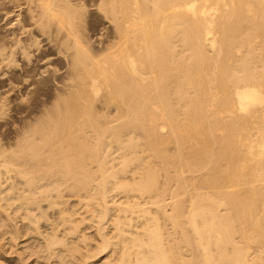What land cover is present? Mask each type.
<instances>
[{"label": "bare ground", "instance_id": "obj_1", "mask_svg": "<svg viewBox=\"0 0 264 264\" xmlns=\"http://www.w3.org/2000/svg\"><path fill=\"white\" fill-rule=\"evenodd\" d=\"M3 7L19 14L10 40L0 37V62L48 46L64 78L48 117L21 132L17 150L0 149L1 246L6 235L33 238L61 264H264V0H0ZM96 21L98 33H86ZM178 189L189 192L186 206ZM164 190L173 198L162 211L196 249L167 243L148 206L165 201ZM87 213L99 215L92 233ZM254 237L263 249H251ZM1 246L0 264L20 262Z\"/></svg>", "mask_w": 264, "mask_h": 264}, {"label": "rangeland", "instance_id": "obj_2", "mask_svg": "<svg viewBox=\"0 0 264 264\" xmlns=\"http://www.w3.org/2000/svg\"><path fill=\"white\" fill-rule=\"evenodd\" d=\"M19 14V12H18V10L17 9H15V8H11V7H3V8H1L0 9V31L1 32H3V34H5V35H3L1 32V34H0V37H3V38H6L7 39V35H9L10 34V32L9 31H11V29L13 30V28H15L14 26L15 25H13V22H15V21H17V19L16 18H18V15ZM20 18V17H19ZM16 19V20H15ZM89 21H91L90 19H89ZM97 21H99V20H97ZM96 21V23L98 24V25H93L92 27H88L87 26V28H88V30H89V32H87L88 30H86V33H90V32H92L91 34L94 36L95 35V33L97 34L98 33V31H99V29L102 27V25H101V23L99 22H97ZM92 22V21H91ZM13 26V27H12ZM96 26V28H94ZM99 27V28H98ZM10 29V30H9ZM95 31H94V30ZM96 29H98V30H96ZM9 30V31H8ZM7 31V32H6ZM94 31V32H93ZM7 33V34H6ZM90 34V35H91ZM91 35V36H92ZM96 38V37H95ZM9 39V38H8ZM7 39V40H8ZM10 40V39H9ZM14 42V41H13ZM44 43H42V44H40V48H42L43 46H44V48H46V45H43ZM44 48H42V49H44ZM37 52V48L34 46V47H32L31 48V51L33 52L34 50ZM49 47L47 46V48L45 49V52H44V54L41 56V54H34L35 53V51L32 53L31 52V55L30 56H27L28 57V59H27V57H25V55H20V54H17V56L15 57V59H14V61H11V62H8V63H10L9 65H7L8 63H6V62H0V149L1 150H17L18 149V147L16 146L18 143H21L22 142V138H23V131H24V133H25V130H26V132L28 131V130H32L33 129V127H36V125H38V123H40L41 121H43V120H45L47 117H48V111H50V109H52V106H53V101L55 102V99L53 100V98H55V93H53V92H56V89L55 88H57L58 86H59V81H62L63 80V78L64 77H62V74H54L53 72L56 70V69H54V68H57V67H60L58 70H61L63 67H64V63L63 64H60V61H58V59L57 60H53V59H51L52 61H50V59H48V58H51V57H53L52 55H54V52H52L53 51V49H49ZM48 50V51H47ZM48 53H47V52ZM47 53V54H46ZM33 54V55H32ZM51 56H49V55ZM20 55V56H19ZM35 55H38V57H36ZM32 56V57H31ZM41 56V57H40ZM19 57H21V58H19ZM25 57V58H24ZM39 59V57H40V60H41V65H40V60H39V63H38V61L35 59ZM44 57V58H43ZM18 58V59H17ZM31 60H30V59ZM45 58H47V59H45ZM24 59H26V62L25 61H23ZM34 61H33V60ZM43 59V60H42ZM17 60L19 61V62H17ZM21 60V61H20ZM48 60V61H47ZM15 61H16V64H15ZM28 61V62H27ZM29 61H30V63H29ZM32 61V62H31ZM44 61H46L47 63H45ZM59 62V64H58V62ZM13 62V63H12ZM23 62V63H22ZM48 62H51V63H48ZM56 62V63H55ZM18 63H19V65H18ZM24 63H26V64H24ZM34 63V64H33ZM36 63H38L37 65H36ZM46 65H45V64ZM62 63V62H61ZM11 64H13V66L15 65L16 67L14 68ZM45 66H44V65ZM55 65V66H53V65ZM3 65V66H2ZM26 67H25V66ZM35 65V66H34ZM50 65H51V67H50ZM58 65V66H57ZM5 66V67H4ZM9 66H11V68L13 67L14 69H11V68H9ZM17 66H18V68H17ZM28 66V67H27ZM36 66H37V68H36ZM40 66H42V67H40ZM49 67V68H51V70H49V68L47 69L46 67ZM21 67V68H20ZM23 67H25L26 69H28V70H26L25 68H23ZM3 68V69H2ZM31 68H34V69H32L31 70ZM39 68H40V70H39ZM45 68V69H44ZM8 69H10V70H8ZM20 71H19V70ZM43 69V70H42ZM14 70H16V72L14 71ZM22 70V71H21ZM26 70V71H25ZM46 70V71H45ZM52 70H54V71H52ZM10 71V72H9ZM12 71H13V73H12ZM19 71V72H18ZM24 71V72H23ZM30 71H33L32 73H30L31 75H34V76H32V77H30L31 75L29 74V72ZM36 71V72H35ZM39 71H40V73H39ZM43 71H44V73L45 74H48V72L47 71H51L52 73H53V75H52V73L50 72L49 73V75H45L44 73H43ZM4 72V73H3ZM16 74H15V73ZM18 72V73H17ZM43 74H42V73ZM9 73H11V74H9ZM20 73V74H19ZM26 73V74H25ZM35 73V74H34ZM38 73H39V75H38ZM9 74V75H8ZM13 74H15L16 76H17V78L19 79L20 78V80L21 79H23L24 78V80L26 79V78H29V79H26L25 80V82H24V80H21V81H19L17 78H16V76L14 75V77H13ZM22 74V75H21ZM25 74V76H23ZM28 74V75H27ZM18 75L20 76V77H18ZM28 77H27V76ZM30 75V76H29ZM36 75V76H35ZM41 75V77L43 76V78H39V76ZM52 75V76H51ZM10 76L12 77V79L10 78ZM23 76V77H22ZM45 76V77H44ZM46 76H48V77H46ZM58 76V77H57ZM59 76H60V78H59ZM22 77V78H21ZM51 77V78H50ZM52 77H54L53 79H55V82H54V85H53V83H51L50 84V82H51V80H52V82H53V79H52ZM57 79H56V78ZM39 78V81L37 80ZM46 80H45V79ZM58 78H59V80H58ZM62 78V79H61ZM14 79H15V81H14ZM17 79V80H16ZM42 79V80H41ZM44 79V80H43ZM7 80V81H6ZM10 80V81H9ZM48 80L50 81V82H48ZM38 81V82H37ZM42 81V82H41ZM58 81V82H57ZM4 82H5V84H4ZM11 82V83H10ZM12 82H14V83H12ZM17 82V83H16ZM20 82V83H19ZM36 83V84H32V83ZM41 82V83H40ZM9 83V85H7ZM29 83H31V86H30V84ZM40 84V85H38V84ZM15 85V86H13V85ZM57 84V85H56ZM23 85V86H22ZM27 87V86H30V87H32L33 85L35 86H33L32 87V89L31 90H33V91H30V88L29 87H25V86ZM38 85V86H37ZM56 85V86H55ZM22 86V87H21ZM55 86V87H54ZM12 87V88H11ZM15 87V88H14ZM48 87H50V88H48ZM35 90H34V89ZM11 89H13L14 91H12ZM48 89V90H47ZM55 89V90H54ZM22 90V91H21ZM25 90V91H24ZM27 90V91H26ZM46 90V91H45ZM35 91V92H34ZM48 91V92H47ZM53 91V92H52ZM26 92H28V93H26ZM47 92V93H46ZM49 92H51V93H49ZM43 93V94H42ZM53 93V94H52ZM11 94V95H10ZM41 95H43V97L41 96ZM48 97H47V96ZM53 95V96H52ZM22 96H25V97H22ZM46 97V99L45 100H43L45 97ZM52 99H51V98ZM8 99V100H6V99ZM18 98H19V100H18ZM21 98V99H20ZM24 98V99H23ZM42 98V99H41ZM17 100V101H14V102H12L13 100ZM22 99L24 100V101H22ZM41 99V100H40ZM51 99V100H50ZM10 100H12V101H10ZM2 101H4L5 103H2ZM19 101V102H18ZM40 101L43 103V105L42 104H40L39 105V103H40ZM45 101V102H44ZM50 101H51V104H49L50 103ZM7 102V103H6ZM10 104H9V103ZM17 102L19 103V105L17 106ZM39 102V103H38ZM7 104V105H6ZM21 104V105H20ZM38 104V105H37ZM45 104V105H44ZM47 104V105H46ZM49 104V105H48ZM6 105V106H5ZM37 105V106H36ZM42 105V106H41ZM52 105V106H51ZM36 106V107H35ZM38 106H40V107H38ZM47 106H48V108H49V110L47 109ZM41 107H43V109L41 108ZM44 107H45V109H44ZM5 108V109H4ZM18 108H19V110H22L21 111V113H20V111L18 110ZM22 108V109H21ZM23 108H26V109H23ZM35 108H39L38 110H36ZM43 110L42 112L44 113V110H45V114H47V115H44L43 113H41L40 111H41V109ZM16 109H17V111H16ZM28 109V110H27ZM31 111H30V110ZM32 109H34V111H32ZM27 110V111H26ZM39 111V112H36V111ZM47 110V111H46ZM25 111V112H24ZM18 112V113H17ZM47 112V113H46ZM27 114V116H25L24 117V114ZM30 113H35V114H30ZM41 113V114H40ZM18 114V115H17ZM25 114V115H26ZM30 115V117H29V115ZM36 114L38 115V118L37 117H35L36 116ZM23 115V116H22ZM35 115V116H34ZM43 115V116H42ZM13 117V119H12V117ZM11 117V118H10ZM22 117V118H21ZM28 117V118H27ZM31 117H32V119H33V117H34V119H33V121L32 120H30L31 119ZM42 119H41V118ZM43 117H44V119H43ZM23 118H24V120H23ZM30 118V119H29ZM36 119H38V120H36ZM11 120V121H10ZM28 120V121H27ZM37 121V122H35V121ZM40 120V121H39ZM19 121V122H18ZM24 121L26 122V123H24ZM30 121V122H29ZM33 123H36V124H33ZM17 123V124H16ZM22 123V124H21ZM24 123V124H23ZM31 123V124H30ZM32 124H33V126H32ZM26 125V126H25ZM35 125V126H34ZM30 129H29V128ZM24 129V130H22V129ZM20 133V135H19V133ZM22 132V133H21ZM5 135V136H4ZM17 135H19L18 137H15V136H17ZM19 138V139H18ZM10 141V142H9ZM4 143H5V145H4ZM9 143V144H8ZM6 144H8V145H6ZM16 144V145H15ZM1 145H2V147H1ZM15 145V146H14ZM6 146H7V148H6ZM14 146V147H13ZM3 148V149H2ZM5 148V149H4ZM17 148V149H16ZM182 192H184V193H182ZM187 194H186V193ZM165 193V194H164ZM170 193H172V190H164V192H163V196H162V198H164L165 199V201H163L162 203H160V204H154V205H148L149 207H151V208H153L152 210L154 211V213H156L158 216H159V218H160V220H161V223H162V227H163V230H164V233L166 232V234H165V236H166V241H167V243L168 244H170L171 246H173L175 243H176V241H177V243L178 244H176L177 245V247H178V249L180 248V249H196L195 247H194V242L193 241H190V244H188L187 243V239H192V238H190V236L188 235V233H187V235L185 234V233H182L180 230H177L176 229V227L174 226V224H173V221L172 220H169V218H168V216L166 215L167 213H165V212H163L162 211V207L164 208V209H168V208H170L171 207V202H172V194H170ZM188 191H186V190H183V189H178V190H176V195H177V198L179 199V200H181V201H183L184 203H183V206H186L187 204H188V198H189V196H187L188 195ZM182 194V195H181ZM184 194V195H183ZM168 195V196H167ZM165 196V197H164ZM179 196H181V198L179 197ZM187 197V198H186ZM234 197L235 196H233V199H234ZM167 198H171V199H167ZM236 198V197H235ZM74 199V200H73ZM176 199V198H175ZM185 199V200H184ZM168 200V201H167ZM239 200H244V198L243 197H241V199H237V201L235 202L237 205H236V207L238 206L239 208L240 207H242L241 205V203L243 202H241V201H239ZM71 202H75V204H77L78 203V200L77 199H75V198H72L71 199ZM77 202V203H76ZM169 202V203H168ZM72 203V204H73ZM240 203V204H239ZM74 204V205H75ZM79 204V203H78ZM257 206H259L260 207V204L258 203V205ZM155 207V208H154ZM161 207V208H160ZM237 207V208H238ZM258 207V208H259ZM238 208V209H239ZM159 209V210H158ZM169 210V209H168ZM82 211V210H81ZM171 210H169V212H170ZM168 212V213H169ZM86 215V217H87V220H86V225L87 226H91L88 230H89V232H93V231H95V227H92L93 225L94 226H97V224H98V221H99V219H95L97 216H99L98 215V213H95V215H97L96 217H92V214L91 213H87V214H85ZM110 217L112 218V211L110 212ZM161 215V216H160ZM109 216L107 217V219L104 221V222H106L105 224L107 225H105L107 228L106 229H108V228H110L111 229V227H112V222L110 221L111 220V218H110ZM89 218V219H88ZM109 220V221H108ZM110 222V223H109ZM169 222V223H168ZM240 222V221H239ZM238 222V220L235 222L236 223V225H237V227H238V229H241V224ZM93 223H95V224H93ZM110 224V225H109ZM170 226V227H169ZM241 226V227H240ZM171 227H172V230H171ZM91 228H93V229H91ZM166 229V230H165ZM175 229V230H174ZM93 230V231H92ZM109 230V229H108ZM183 231V230H182ZM172 232V233H171ZM176 233V234H175ZM170 234V235H169ZM171 234H173L172 236H171ZM176 235H177V240H176ZM240 235V236H239ZM6 237V238H5ZM3 239H2V246H1V244H0V246L1 247H4L5 249H3L4 251H3V253H5V254H7V255H5V256H7L8 258H9V256H10V258L9 259H11V258H13L12 260L13 261H16V262H18V261H22V263H20V262H18V264H61L60 262H59V259L57 258V257H55V256H53V255H50L46 250H44L45 248L37 241V240H35V239H33V238H30V239H27V240H25V241H23V243H22V239L21 240H15L14 242H13V240L11 239V237L9 236V235H6ZM175 237V238H174ZM173 238V240H171ZM179 238V239H178ZM239 241H238V240ZM241 239H242V237H241V234L239 233L238 235H237V238H236V241H238L239 243L241 242H243V240L241 241ZM12 240V241H11ZM34 240V241H33ZM256 240V241H255ZM258 237H254V240L251 242V244H250V246L252 247L251 249H263V243H261V241L260 240H258ZM175 241V243H173V242ZM5 242V243H4ZM9 242V243H8ZM12 242V243H11ZM19 242V243H18ZM31 242H32V244H31ZM171 242V243H170ZM254 242V243H253ZM4 243V244H3ZM16 244V246L14 245V244ZM18 243V244H17ZM22 243V244H21ZM25 243V244H24ZM37 245H36V244ZM253 243V244H252ZM21 244V245H20ZM31 244V245H30ZM35 244V245H34ZM25 245V246H24ZM169 245V246H170ZM25 248H24V247ZM32 246V247H31ZM33 246H38V247H33ZM256 246H258V247H256ZM255 247V248H254ZM9 248V249H8ZM11 248V249H10ZM26 248H28L29 249V251H28V249H26ZM31 248V249H30ZM35 250L36 249V251H34L33 249ZM37 248H39L38 250H37ZM42 248H43V250H42ZM5 250H6V252H5ZM40 250V251H39ZM7 251H9V252H7ZM38 251V252H37ZM41 251H42V253H41ZM44 252H45V254H44ZM47 252V253H46ZM20 253V254H19ZM18 255V256H17ZM44 255V256H43ZM20 256V258H18ZM48 256V257H47ZM50 257V258H49ZM18 259H20V260H18Z\"/></svg>", "mask_w": 264, "mask_h": 264}]
</instances>
